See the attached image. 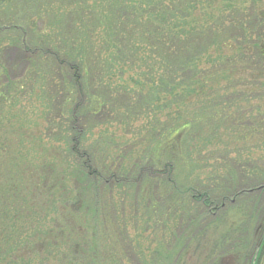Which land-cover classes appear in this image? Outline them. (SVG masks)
Wrapping results in <instances>:
<instances>
[{"label":"trees","instance_id":"1","mask_svg":"<svg viewBox=\"0 0 264 264\" xmlns=\"http://www.w3.org/2000/svg\"><path fill=\"white\" fill-rule=\"evenodd\" d=\"M5 47L22 52L26 69L12 79L0 53V223L22 211L21 229L0 236V261L41 220L62 226L87 264L102 252L111 264H139L127 227L133 180L146 174L140 202L163 188L168 213L153 221L176 242L160 241L166 256L156 252L153 264L234 255L264 264V210L239 201L264 183L233 191L210 163L226 169L228 155L212 147L233 117L257 111L264 122V104L243 106L264 98V0H0ZM30 243L27 258L40 254Z\"/></svg>","mask_w":264,"mask_h":264},{"label":"rangeland","instance_id":"2","mask_svg":"<svg viewBox=\"0 0 264 264\" xmlns=\"http://www.w3.org/2000/svg\"><path fill=\"white\" fill-rule=\"evenodd\" d=\"M1 56L3 58L4 64L7 66L10 72V76L12 79H19L23 76L24 71L26 69V58L16 48L13 47H5L4 50L1 52ZM230 65V63L228 64ZM227 65V66H228ZM254 97V96H253ZM252 101L243 100V106L245 107H258L259 104H264V98L257 97L251 99ZM257 112V111H256ZM254 112L253 115L255 116H245L244 113L240 115H244L243 117L237 116L233 117L230 122H228L224 128H229L232 126V130L225 135L223 132L220 133V140L218 139L212 148L219 149L217 151L214 150L215 154L218 155L219 151L222 153H226L228 155L227 158V167L224 169L222 162L219 160L210 159V163L213 165L211 167L212 170H217L220 172L222 177L225 178V181L230 183L233 188V191L237 189L246 188H254L257 187L259 184H263L264 182V156L263 153L260 151L264 148V122L262 121V117L259 113ZM244 117H246L244 119ZM250 122V124H249ZM251 122H258L260 124H252ZM225 129V130H227ZM138 141L137 139H135ZM219 142V143H218ZM219 146V147H218ZM211 148V146L208 145ZM224 153V154H225ZM218 157V156H217ZM216 157V158H217ZM180 160L178 164L179 173V182L184 177L183 169L187 167L186 161ZM230 160V161H229ZM178 163V162H177ZM203 165V162L200 161ZM205 170L204 172H206ZM185 172V171H184ZM208 172V171H207ZM149 175L144 174L140 178L133 180V228L128 226L127 229L133 235V245H136L142 252L143 257L140 258L138 255L135 254L133 250V261L139 262V264H153L152 263V256L159 252L162 256V259L166 256V249L160 245V241L167 243L169 240V244L167 247L169 250L172 246L176 245L174 240L172 231L170 228L165 227L164 229L159 228L160 226L157 222H154L156 217L160 215L166 216L168 213L165 208H167L166 199L167 194L163 192V188L160 190H154L152 196L150 198L149 204H144L140 202V198L138 196V189H140L139 185H142L143 181L147 179ZM161 180L163 179V175H161ZM140 179V180H139ZM138 180V181H137ZM158 187V186H157ZM248 187V188H247ZM259 187V186H258ZM137 188L138 192H135ZM260 188V187H259ZM247 195L242 196L239 201L248 200L247 202L249 207L252 206L254 208L247 210V212H254L255 209H259L260 211L264 210V187L256 192L253 193H246ZM135 195V196H134ZM136 195L138 197H136ZM156 197H160L156 199ZM166 197V198H165ZM246 198V199H245ZM125 199V198H124ZM238 203V202H237ZM170 205V203H169ZM27 209V207H24ZM244 208V207H242ZM240 206L234 209L231 213H229V222L233 224L236 223V218L239 219V215L242 216L240 213ZM17 213L15 216L10 215L6 221L0 223V236L1 239H4V231L10 235H15L18 230H20V221L14 222L15 219L21 217L22 211ZM246 212V213H247ZM245 213V214H246ZM147 215V216H145ZM179 213L177 214L178 223L183 220ZM80 219L82 217L79 215ZM149 219V222L143 226V220L145 218ZM86 219V216H85ZM211 220L205 221L203 225L204 227H209L211 224ZM214 220V219H213ZM41 220L38 223H30L25 226V234H27V239H24L23 236L20 240H13L15 243L18 242V250L12 249L11 251H6L5 261H0V264H87L89 261L83 259L82 257L76 256L74 250L78 249L79 247L74 246L75 244H70L69 240V233H66L62 230L61 227H52L51 229L48 228L45 224H40ZM186 223L178 225L176 232L182 231L184 227L186 228ZM66 226L71 230L73 224H66ZM171 226V225H169ZM50 227V226H49ZM65 227V224H64ZM145 227V228H144ZM4 230V231H3ZM82 232V231H81ZM9 240L12 241L10 238ZM27 240L30 243L31 251L36 250L39 251L40 254L32 255L31 257L27 258L23 255H28L25 253L24 249H22V242ZM142 241V245L140 244ZM102 244V245H101ZM105 241L100 242L98 241V245L101 247V250H105ZM14 246V243H13ZM13 246H11L13 248ZM228 249L230 247L227 245ZM20 253V254H18ZM32 254V253H31ZM230 254V253H229ZM227 254V255H229ZM15 255V256H12ZM235 256V255H234ZM227 256L225 257L224 261L226 264H237V257L235 256ZM102 260L97 264H111L108 257H105V254L102 252L101 255ZM245 258V257H243ZM1 259V258H0ZM27 259V260H25ZM141 260V262L139 261ZM176 258L172 261V264L176 262ZM146 263H145V262ZM165 261V260H163ZM246 258L242 260L240 264H245ZM3 262V263H2Z\"/></svg>","mask_w":264,"mask_h":264}]
</instances>
